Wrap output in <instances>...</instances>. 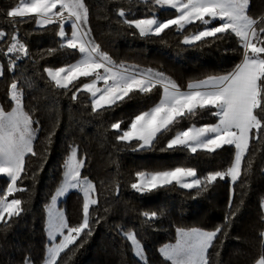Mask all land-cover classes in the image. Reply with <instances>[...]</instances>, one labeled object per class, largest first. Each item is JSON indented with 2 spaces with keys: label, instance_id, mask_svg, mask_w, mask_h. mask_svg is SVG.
<instances>
[{
  "label": "trees",
  "instance_id": "16d2710c",
  "mask_svg": "<svg viewBox=\"0 0 264 264\" xmlns=\"http://www.w3.org/2000/svg\"><path fill=\"white\" fill-rule=\"evenodd\" d=\"M18 0H0V29L10 35L13 25L7 11ZM88 8V28L92 38L116 64L139 71L151 69L163 73L185 90L189 83L221 76L240 62L242 49L234 35L186 45L185 36L196 30L190 24L183 31L175 27L160 36H140L135 28L121 22L117 9L122 7L130 19L152 15L156 7L141 0H84ZM248 13L253 18L264 16V0H250ZM160 16L174 12L160 11ZM20 19V18H16ZM15 25L18 38L27 44L30 57L16 61L9 70L11 55L0 53V106L7 112L13 103L8 92L15 80L23 91V108L34 122L36 137L33 150L25 156L26 172L17 185L26 189L12 198L22 200L24 211L7 224L0 222V264H23L25 257L32 264H43L47 237L46 208L63 180L64 162L71 147L85 158L81 175L87 177L96 191V205L90 206L91 235L82 234L75 245L60 254L57 264H145L132 252L126 235L133 233L140 242L146 264H171L159 250L175 242L176 230L199 228L206 231L220 227L221 233L208 251L209 264H255L264 254L260 232L264 231V134L249 142L242 163L241 177L232 183L229 178L207 186L206 190L166 185L152 191L137 192L131 188L137 172H159L176 167H190L203 179L210 172L226 170L233 162V146L216 152H189L185 148L168 149L167 142L177 131L192 125L214 124L215 109L197 110V114L180 118L170 130L158 134L150 148L139 143L116 140L111 124L122 121L125 128L135 115L151 109L161 97L157 86L148 94L132 93L124 101L101 113H93L89 96L56 88L45 68H59L78 59L71 49H60L57 25L40 28L34 20ZM8 39L0 41L6 51ZM56 48L51 55L48 49ZM85 82L80 79L78 86ZM8 178L0 176V189H6ZM83 196L69 192L59 207L69 225L82 222ZM107 209V211H106ZM156 213L149 220L143 214ZM88 230H86L87 232ZM82 245V246H81Z\"/></svg>",
  "mask_w": 264,
  "mask_h": 264
},
{
  "label": "snow or ice",
  "instance_id": "6c2138e0",
  "mask_svg": "<svg viewBox=\"0 0 264 264\" xmlns=\"http://www.w3.org/2000/svg\"><path fill=\"white\" fill-rule=\"evenodd\" d=\"M143 2L174 9L178 15L160 20L153 13L143 18L130 19L124 8H118L117 15L121 22L135 28L140 36H160L173 26L177 31H183L186 25L196 21L203 25L212 24L210 28L185 36L182 43L190 45L209 37L220 39L224 35H234L242 49L240 62L224 75L189 83L188 91H181L174 81L151 69L141 73L126 68L116 70L111 58L90 38V29L86 27L89 12L84 0H20L17 6L7 11V17L13 25L10 38L6 31L0 29V41L8 39L6 51L0 49V53L13 57L9 60V70L16 66L17 60L30 57L27 44L18 38L15 28L18 23L28 22L25 19L28 18L34 20L40 28L57 25L60 49L67 48L80 54V59L75 63L55 69L48 67L44 71L56 88L70 91V86H73V100L77 99L80 92L89 94L93 113L107 111L132 93L148 94L157 86L162 87V97L151 109L135 115L125 128L121 127L122 121L110 126L117 133V141L126 144L136 141L140 149L150 148L158 134L170 130V126L180 118L196 115L198 109L216 110L212 115L219 118L218 123L200 127L192 125L177 131L168 140L167 148H187L193 153L201 149L213 153L225 146H233L235 155L231 165L226 170L210 172L203 179L190 167L152 173L137 172L130 185L137 192L152 191L172 184L181 188L206 190L217 179L227 178L235 183L241 177L242 163L250 140L264 134V16L253 18L249 15L250 0ZM213 21L219 23L213 24ZM65 25L70 26V35ZM47 51L51 55L57 49ZM2 75L3 67L0 65ZM81 78L86 82L77 86L75 82ZM100 81H103V88L97 87ZM8 95L15 106L7 112L0 106V175L8 178L6 189H0V222L4 224L24 211L21 199L8 198L16 192L26 191L17 185V181H21L22 174L26 172L25 156L29 153L36 155L33 150L36 129L32 125L38 123L24 111L23 91L15 80L10 84ZM84 166L85 158L78 159L77 148L71 147L64 162L63 180L48 206L49 239L54 240L59 234L63 240L48 247L45 264H57L60 254L75 245L82 234L91 235L90 206L96 205L98 200L91 195L96 191L95 185L87 177L82 178L81 169ZM69 189H79L83 193L82 222L76 226L69 225L64 214L54 210L58 198ZM261 207L264 208V203ZM143 215L151 220L156 213L145 212ZM221 230L220 227L211 231L178 228L176 243L162 247L161 255L171 264H209L208 251ZM260 236L264 246V231L260 232ZM126 239L131 241L134 254L145 260L146 264L144 250L136 235L129 233ZM23 264H32V261L25 257ZM256 264H264V254Z\"/></svg>",
  "mask_w": 264,
  "mask_h": 264
},
{
  "label": "rangeland",
  "instance_id": "374dc122",
  "mask_svg": "<svg viewBox=\"0 0 264 264\" xmlns=\"http://www.w3.org/2000/svg\"><path fill=\"white\" fill-rule=\"evenodd\" d=\"M141 1H143V0H141ZM20 3V0H18V2H17V5ZM16 5V6H17ZM151 6H153V5H151ZM153 7H156V10H154L152 13H155V15L157 16V18L158 19H160V20H165V19H168V18H171V17H173L174 15H178V13H176L175 12V10L174 9H170V8H167V7H165V8H160L159 6H153ZM167 10H170V11H173L174 12V15L173 16H170V15H165V16H160V14H159V12L160 11H167ZM219 22L218 21H213V24H218ZM192 24H195L196 25V30L195 31H193L192 33H190V34H188L187 36H190V35H193V34H195L196 32H198L199 30H203L204 28H206V27H212V24H210V25H203V24H201V22L200 21H196V22H194V23H192ZM190 25V24H189ZM189 25H186V27L187 26H189ZM87 27V29H89L88 28V25L86 26ZM173 27H175V26H173ZM65 30H66V32L70 35L71 34V28H70V26L69 25H65ZM58 36V35H57ZM58 38H59V36H58ZM90 38L93 40V38H92V35H91V32H90ZM60 39V38H59ZM94 41V40H93ZM77 54H78V59H80V54L77 52ZM77 59V60H78ZM76 60V61H77ZM75 61V62H76ZM112 61V60H111ZM74 62V63H75ZM113 62V61H112ZM113 65L115 66V69L116 70H121L122 68H126V69H128L129 71H131V72H137V73H141V72H143V71H139V70H136L135 68H133V67H126L125 65H123V64H116V63H114L113 62ZM215 77H218V76H215ZM81 79H84V78H81ZM89 80H91L92 78H88ZM208 78H206V79H204V80H207ZM204 80H202V81H204ZM77 82V81H76ZM86 82V81H85ZM197 83V82H196ZM103 81H100L98 84H97V87H100V88H103ZM162 91H163V89H162V87H161V97H162ZM181 91H188V88H186L185 90H181ZM88 96H89V94H88ZM161 97H160V99H161ZM89 99H90V96H89ZM15 105L13 104V106L12 107H14ZM11 110V109H10ZM9 110V111H10ZM218 120H219V118L217 117V122L216 123H218ZM174 136V135H173ZM35 137H36V133H35ZM34 141V140H33ZM234 148V147H233ZM185 149H187V148H185ZM189 152H191L189 149H187ZM198 150H201V149H198ZM77 153H78V150H77ZM191 153H193V152H191ZM234 155H235V148H234ZM82 156L78 153V159L79 158H81ZM233 159H234V157H233ZM82 170V169H81ZM0 176H2V175H0ZM4 177V176H3ZM230 179V178H229ZM185 189H191V188H185ZM71 191H78V192H80L81 194H82V196H83V193L79 190V189H69L67 192H66V194L64 195V196H62V197H59L58 198V200H57V204H56V206H55V211H58V212H62L63 214H64V212H63V210L59 207V204H60V201L61 200H63L64 199V197L69 193V192H71ZM92 196H93V198H94V193H92L91 194ZM50 203H51V200H50V202H49V204H48V206L50 205ZM48 206H47V208H46V217H45V233H46V237H47V247H46V253H45V257H44V261H43V264H45V258L47 257V255H48V253H47V249H48V247H51V246H53L54 244H58V243H60L62 240H63V236H61V235H59V234H57L56 235V237H55V239L54 240H50L49 239V231H48V221H49V217H48ZM65 216V215H64ZM66 219V218H65ZM65 234H66V230H65ZM128 235V234H127ZM126 235V236H127ZM177 239V238H176ZM128 242H129V244H130V246H131V249H132V252H133V255L139 260V261H141V262H144L145 260H142L141 258H139V257H137L135 254H134V249H133V247H132V245H131V241H129L128 240ZM176 243V240H175V242H173V243H169V244H166V245H173V244H175ZM165 246V245H164ZM163 246V247H164ZM159 253H160V255H161V252H160V250H159ZM145 257V256H144ZM161 257L162 258H164L162 255H161ZM165 259V258H164ZM170 262V261H169ZM171 263V262H170ZM256 264V263H255Z\"/></svg>",
  "mask_w": 264,
  "mask_h": 264
}]
</instances>
